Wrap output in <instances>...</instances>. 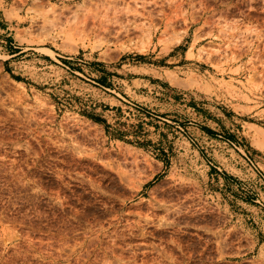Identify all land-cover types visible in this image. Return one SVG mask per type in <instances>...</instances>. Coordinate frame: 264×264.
Returning a JSON list of instances; mask_svg holds the SVG:
<instances>
[{
    "label": "rangeland",
    "instance_id": "1",
    "mask_svg": "<svg viewBox=\"0 0 264 264\" xmlns=\"http://www.w3.org/2000/svg\"><path fill=\"white\" fill-rule=\"evenodd\" d=\"M253 127L264 0H0V264H264Z\"/></svg>",
    "mask_w": 264,
    "mask_h": 264
},
{
    "label": "bare ground",
    "instance_id": "2",
    "mask_svg": "<svg viewBox=\"0 0 264 264\" xmlns=\"http://www.w3.org/2000/svg\"><path fill=\"white\" fill-rule=\"evenodd\" d=\"M251 126H253V125H251ZM253 128H255V127H253ZM254 130L255 131H254L253 135L251 136V139L253 140V142H254L255 145L260 146V148L264 149V133L261 132V131H259V130H257L256 128Z\"/></svg>",
    "mask_w": 264,
    "mask_h": 264
},
{
    "label": "crops",
    "instance_id": "3",
    "mask_svg": "<svg viewBox=\"0 0 264 264\" xmlns=\"http://www.w3.org/2000/svg\"><path fill=\"white\" fill-rule=\"evenodd\" d=\"M177 47H178V46H177ZM175 48H176V47H174L173 49L171 48V49L169 50L167 56H168L171 52H174ZM189 53H190V50L188 49V51H187V53H186L185 55H184V54H181V55H180V59H185V60L189 59ZM180 59H179V60H180ZM177 61H178L177 58H175V59L171 58V59H170V63H174V62H177Z\"/></svg>",
    "mask_w": 264,
    "mask_h": 264
}]
</instances>
